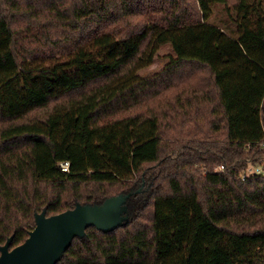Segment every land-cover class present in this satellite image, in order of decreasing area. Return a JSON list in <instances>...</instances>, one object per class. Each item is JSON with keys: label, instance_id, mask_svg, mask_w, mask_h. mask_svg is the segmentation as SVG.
Returning <instances> with one entry per match:
<instances>
[{"label": "trees", "instance_id": "trees-1", "mask_svg": "<svg viewBox=\"0 0 264 264\" xmlns=\"http://www.w3.org/2000/svg\"><path fill=\"white\" fill-rule=\"evenodd\" d=\"M124 195L56 264H264V0H0V245Z\"/></svg>", "mask_w": 264, "mask_h": 264}, {"label": "water", "instance_id": "water-1", "mask_svg": "<svg viewBox=\"0 0 264 264\" xmlns=\"http://www.w3.org/2000/svg\"><path fill=\"white\" fill-rule=\"evenodd\" d=\"M128 195L107 199L102 205L81 204L65 211L47 215L36 213V224L21 244L11 248V237L0 245V264H56L76 235L83 236L89 226L111 229L127 219V206L123 203ZM121 205V221L110 227L105 219L110 210ZM106 213L109 216L106 217Z\"/></svg>", "mask_w": 264, "mask_h": 264}, {"label": "rangeland", "instance_id": "rangeland-1", "mask_svg": "<svg viewBox=\"0 0 264 264\" xmlns=\"http://www.w3.org/2000/svg\"><path fill=\"white\" fill-rule=\"evenodd\" d=\"M216 15L217 17H219L221 15V12L219 10H216ZM171 53V47L170 45L166 44L163 45L159 48L157 55L154 59V61L137 70V73L142 75V76H148V75H152L153 73L159 71L163 65L167 62L168 60V54ZM261 169V167L258 166H252L249 170L250 171H259ZM121 212H122V206L118 205L116 207H114L113 209L110 210V218H106L105 219V224L106 226H111L113 224H117L121 221ZM106 217L109 216V213H106L105 215Z\"/></svg>", "mask_w": 264, "mask_h": 264}, {"label": "built area", "instance_id": "built-area-1", "mask_svg": "<svg viewBox=\"0 0 264 264\" xmlns=\"http://www.w3.org/2000/svg\"><path fill=\"white\" fill-rule=\"evenodd\" d=\"M61 167L63 170H68L69 167V162L68 161H64L61 163Z\"/></svg>", "mask_w": 264, "mask_h": 264}]
</instances>
